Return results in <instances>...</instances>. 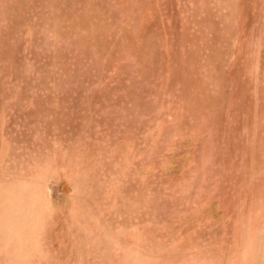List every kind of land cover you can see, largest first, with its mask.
Wrapping results in <instances>:
<instances>
[{"label": "rangeland", "instance_id": "374dc122", "mask_svg": "<svg viewBox=\"0 0 264 264\" xmlns=\"http://www.w3.org/2000/svg\"><path fill=\"white\" fill-rule=\"evenodd\" d=\"M0 264H264V0H0Z\"/></svg>", "mask_w": 264, "mask_h": 264}]
</instances>
